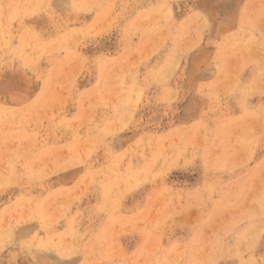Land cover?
Returning a JSON list of instances; mask_svg holds the SVG:
<instances>
[{
    "label": "rangeland",
    "instance_id": "obj_1",
    "mask_svg": "<svg viewBox=\"0 0 264 264\" xmlns=\"http://www.w3.org/2000/svg\"><path fill=\"white\" fill-rule=\"evenodd\" d=\"M0 264H264V0H0Z\"/></svg>",
    "mask_w": 264,
    "mask_h": 264
}]
</instances>
